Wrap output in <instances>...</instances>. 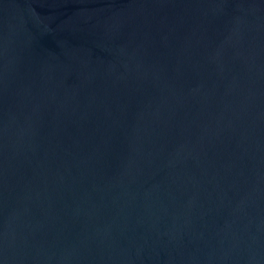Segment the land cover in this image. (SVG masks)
Returning a JSON list of instances; mask_svg holds the SVG:
<instances>
[{
	"label": "water",
	"instance_id": "95a60500",
	"mask_svg": "<svg viewBox=\"0 0 264 264\" xmlns=\"http://www.w3.org/2000/svg\"><path fill=\"white\" fill-rule=\"evenodd\" d=\"M0 264H264V0H0Z\"/></svg>",
	"mask_w": 264,
	"mask_h": 264
}]
</instances>
